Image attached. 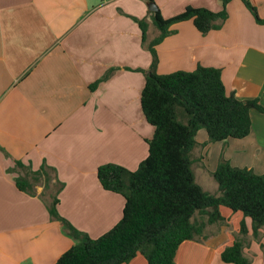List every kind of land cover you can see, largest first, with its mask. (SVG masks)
<instances>
[{
  "label": "crops",
  "instance_id": "0c3cea01",
  "mask_svg": "<svg viewBox=\"0 0 264 264\" xmlns=\"http://www.w3.org/2000/svg\"><path fill=\"white\" fill-rule=\"evenodd\" d=\"M264 18V0H249ZM163 17L187 5L219 11L221 0H154ZM146 0H0V264H53L74 240L50 219L44 202L19 190L14 160L53 167L64 186L58 211L78 230L97 238L122 216L124 198L105 190L96 170L112 162L135 170L148 154L153 127L141 111L140 93L151 54L133 18L148 21L146 38L158 30ZM222 26L200 33L191 20L172 25L156 46V72L220 69L227 93L257 99L242 138L199 147L208 172L220 154L232 166L264 174V23L241 0L226 3ZM156 29V30H155ZM156 31V34L154 33ZM112 74L91 90L109 68ZM208 138L204 128L197 142ZM41 186L37 187L40 191ZM205 190V189H204ZM207 191V190H206ZM210 192V191H209ZM214 193V192H211ZM223 223L183 241L174 264H234L221 252L232 245L244 220L247 264H264V227L257 238L251 220L220 206ZM125 264H146L136 254Z\"/></svg>",
  "mask_w": 264,
  "mask_h": 264
},
{
  "label": "trees",
  "instance_id": "16d2710c",
  "mask_svg": "<svg viewBox=\"0 0 264 264\" xmlns=\"http://www.w3.org/2000/svg\"><path fill=\"white\" fill-rule=\"evenodd\" d=\"M229 1L221 0V9L216 12L187 5L167 18L158 7L149 10V18L158 30L150 41L146 38L147 19L133 18L141 30L142 44L151 54L148 69H141L145 81L140 106L153 134L146 140L148 154L135 170L112 162L97 167L101 186L124 198L122 216L109 230L97 238L78 230L58 211V196L64 184L55 169L43 162L32 170L30 165L14 160L8 171L17 173L16 187L40 198L50 219L59 222L63 232L74 240L53 264H123L138 252L144 255L146 264H174L176 250L183 241L200 238L207 225L224 222L220 206L249 217L253 237L259 236L264 227V174L232 166L221 153L216 168L209 172L218 188V193H211L195 181L191 168L196 147L248 135L250 110L263 109L258 100H239L233 92L227 93L220 69L215 67L197 65L192 71L156 72V46L174 32L172 25L191 20L200 33L219 29L228 16ZM241 1L258 23H264L249 0ZM115 69L106 70L89 89L94 90ZM201 128L208 138L199 143L195 135ZM38 186L42 187L40 191ZM246 233L242 220L234 242L221 252L224 262L247 264L242 252Z\"/></svg>",
  "mask_w": 264,
  "mask_h": 264
},
{
  "label": "rangeland",
  "instance_id": "374dc122",
  "mask_svg": "<svg viewBox=\"0 0 264 264\" xmlns=\"http://www.w3.org/2000/svg\"><path fill=\"white\" fill-rule=\"evenodd\" d=\"M154 33L156 34V31ZM151 39H153V38H151ZM151 39L147 38V41H150ZM198 150H199V147H196L192 151V158L194 159V161L191 165V168H192V171L194 173L195 181L203 189L210 191V192L218 193V188H217V184H216L215 180L210 175V173L204 167H202V164H203L202 160L201 161L198 160V156H199ZM137 254H140V256H142L143 259L146 261V258L144 257L143 254H141L140 252H138ZM123 264H125V263H123Z\"/></svg>",
  "mask_w": 264,
  "mask_h": 264
},
{
  "label": "water",
  "instance_id": "95a60500",
  "mask_svg": "<svg viewBox=\"0 0 264 264\" xmlns=\"http://www.w3.org/2000/svg\"><path fill=\"white\" fill-rule=\"evenodd\" d=\"M146 5H147L148 9L151 10V11H154V10L157 9V6H156L154 1H148L146 3Z\"/></svg>",
  "mask_w": 264,
  "mask_h": 264
}]
</instances>
